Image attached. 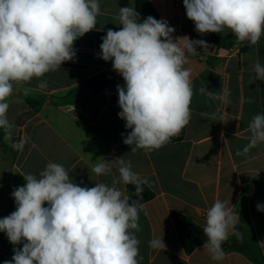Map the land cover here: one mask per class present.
Masks as SVG:
<instances>
[{
	"label": "crops",
	"instance_id": "0c3cea01",
	"mask_svg": "<svg viewBox=\"0 0 264 264\" xmlns=\"http://www.w3.org/2000/svg\"><path fill=\"white\" fill-rule=\"evenodd\" d=\"M129 5L140 13V20H166L175 28L174 38L183 33L211 46L198 48L184 65L191 71L193 89L189 124L151 152H132L123 143L121 134L131 131L118 116L117 85L124 81L111 61L100 58L102 37L108 29L120 30L119 9ZM230 32L199 34L186 16L183 0H100L96 28L74 42L73 61L42 77L44 88L36 79L14 85L17 91L7 101L12 128L0 130L6 146L0 151V218L15 211L11 193L26 183L23 175L38 176L49 162L63 165L73 182L93 187L97 182L111 186L119 176L116 158H122L154 194L139 212L140 264H264V212L257 210V204L264 205V143L238 155L250 142L253 116L264 113V81L250 82L254 63L264 64V35L255 45L246 41L219 47L213 41ZM79 88L80 93L67 96ZM201 88L213 93L227 89L228 100L214 99ZM26 98H43V104L33 110ZM21 141L22 149L14 147ZM105 160L113 162L112 172L97 176L92 168ZM117 187L127 196V185ZM216 199L233 208L235 228L242 225L250 253L231 247L233 230L222 245V261H213L203 245L186 253L176 220L203 229L207 209ZM155 239H163L165 248L152 247ZM14 247L22 245L11 244L0 232V264L11 260Z\"/></svg>",
	"mask_w": 264,
	"mask_h": 264
},
{
	"label": "clouds",
	"instance_id": "9594fccd",
	"mask_svg": "<svg viewBox=\"0 0 264 264\" xmlns=\"http://www.w3.org/2000/svg\"><path fill=\"white\" fill-rule=\"evenodd\" d=\"M186 16L203 35L226 29L238 43L255 45L264 35V0H183ZM100 14V0H0V129L12 128L7 118L8 99L14 85L33 79L38 87L49 72L73 61L74 42L94 30ZM132 6L120 7V30L108 29L100 44V58L112 62L124 84L117 85L120 119L131 131L121 134L131 151L157 150L178 136L191 119L193 96L188 56L198 48L211 47L204 40L173 37L175 28L152 16L140 20ZM251 83L264 81V64L254 63ZM25 89V94H27ZM227 102L229 92L213 93ZM249 144L242 153L264 143V113L253 116L248 125ZM24 142L14 145L22 149ZM119 176L112 185L103 182L81 186L73 182L61 164L49 162L39 175H23L26 183L11 195L15 211L0 218V232L14 247L11 260L3 264H140L136 232L140 231L139 200L129 202L119 184H132L137 195L147 181L132 171L131 163L116 158ZM113 162H98L97 176L112 172ZM264 212V205L257 204ZM237 216L227 201L216 199L207 209L203 233L213 261H222L223 243L229 231L236 233ZM165 248L163 239L150 241Z\"/></svg>",
	"mask_w": 264,
	"mask_h": 264
},
{
	"label": "trees",
	"instance_id": "16d2710c",
	"mask_svg": "<svg viewBox=\"0 0 264 264\" xmlns=\"http://www.w3.org/2000/svg\"><path fill=\"white\" fill-rule=\"evenodd\" d=\"M213 41L219 47H231L236 41V37L230 32V34L226 38H220L218 36L214 37ZM248 47L244 48L243 53L246 52ZM81 88L73 90L67 96L70 97L74 92H81ZM25 102L27 105L35 110L39 106L43 104V98H26ZM29 114H32L30 112ZM28 117V116H27ZM20 123V122H19ZM1 130V129H0ZM177 139H181V136ZM6 146L2 144V138L0 137V151L5 149ZM143 191L140 195H137L135 186L132 184L127 185V197H129V202L139 200L141 204H145L151 199H153V192L145 185H142ZM179 236L182 242V245L187 254H192L194 250L202 246L204 241L207 239L203 233V229L197 227L192 224H181L178 220H176ZM235 232L239 233V235H235L234 239L231 241V247L241 250L245 253H250V246L244 236L243 227L239 225L235 228Z\"/></svg>",
	"mask_w": 264,
	"mask_h": 264
},
{
	"label": "built area",
	"instance_id": "2783aa9c",
	"mask_svg": "<svg viewBox=\"0 0 264 264\" xmlns=\"http://www.w3.org/2000/svg\"><path fill=\"white\" fill-rule=\"evenodd\" d=\"M183 36H186V35L181 33V34H178L176 37H183Z\"/></svg>",
	"mask_w": 264,
	"mask_h": 264
}]
</instances>
